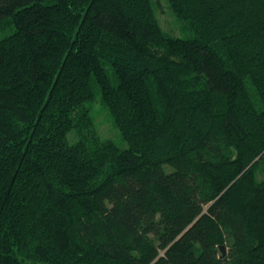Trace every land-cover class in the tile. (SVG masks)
Returning <instances> with one entry per match:
<instances>
[{"label": "trees", "instance_id": "obj_1", "mask_svg": "<svg viewBox=\"0 0 264 264\" xmlns=\"http://www.w3.org/2000/svg\"><path fill=\"white\" fill-rule=\"evenodd\" d=\"M155 1L0 0V264H264V0Z\"/></svg>", "mask_w": 264, "mask_h": 264}, {"label": "rangeland", "instance_id": "obj_2", "mask_svg": "<svg viewBox=\"0 0 264 264\" xmlns=\"http://www.w3.org/2000/svg\"><path fill=\"white\" fill-rule=\"evenodd\" d=\"M154 12L160 27L165 33L171 36H186L189 34L188 30L185 29L186 25H188L187 22H182L175 17L166 0H156L154 2ZM91 118L95 132L101 139H110L116 143L121 142L119 130L113 124L108 110L104 108L99 101H95L92 104ZM73 135L74 134L69 135L70 139L73 138ZM262 174V165L260 164L257 171L258 178H261ZM222 246H224V252L220 250L222 254L226 255L228 247L225 245Z\"/></svg>", "mask_w": 264, "mask_h": 264}, {"label": "water", "instance_id": "obj_3", "mask_svg": "<svg viewBox=\"0 0 264 264\" xmlns=\"http://www.w3.org/2000/svg\"><path fill=\"white\" fill-rule=\"evenodd\" d=\"M220 248H221V250H223V252H224V246H220Z\"/></svg>", "mask_w": 264, "mask_h": 264}]
</instances>
